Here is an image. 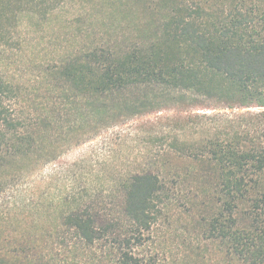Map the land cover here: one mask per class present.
<instances>
[{
  "label": "trees",
  "instance_id": "obj_1",
  "mask_svg": "<svg viewBox=\"0 0 264 264\" xmlns=\"http://www.w3.org/2000/svg\"><path fill=\"white\" fill-rule=\"evenodd\" d=\"M49 1L0 0V25ZM157 6L162 21L149 42L121 52L88 50L49 68L47 77L75 99L94 101L97 114L142 115L168 106L260 108L223 119L227 124L249 117L254 126L225 136L205 131L197 141L176 136L154 170L122 182L117 208L108 212L78 205L16 242L0 231V264H160L153 227L168 186L184 181L213 197L208 239L236 264H264V0H158ZM163 94L168 97L158 100ZM12 96L0 78V192L23 177L21 161L37 154L35 136L18 130ZM200 119L211 118L195 113L174 122L186 127ZM18 196L14 190L12 209L0 220L20 224ZM60 249L83 257H54Z\"/></svg>",
  "mask_w": 264,
  "mask_h": 264
},
{
  "label": "rangeland",
  "instance_id": "obj_2",
  "mask_svg": "<svg viewBox=\"0 0 264 264\" xmlns=\"http://www.w3.org/2000/svg\"><path fill=\"white\" fill-rule=\"evenodd\" d=\"M157 2L51 0L21 9L15 22L0 25V78L13 89L9 106L20 123L18 130L34 135L37 147V154L21 161L26 165L23 177L0 192L3 214L12 209L14 190L20 193V224L0 220V231L10 233L11 241L35 236L36 230L55 224L56 214L78 205L104 212L117 208L122 182L134 173L154 170L176 136L197 141L205 131L225 136L254 126L249 117L227 124L223 119L260 108L168 106L142 115L97 114L94 101L75 99L63 84L47 77L49 68L88 50L121 52L152 40L162 21ZM162 96L168 94L158 100H164ZM195 113L211 119L186 127L174 122ZM167 192L152 231L160 264H236L218 242L208 239L205 222L216 209L213 197L192 181L171 184ZM76 255L83 257L60 249L54 257Z\"/></svg>",
  "mask_w": 264,
  "mask_h": 264
}]
</instances>
